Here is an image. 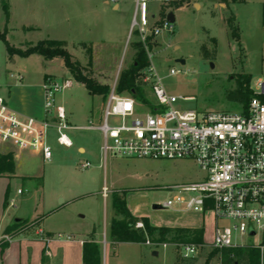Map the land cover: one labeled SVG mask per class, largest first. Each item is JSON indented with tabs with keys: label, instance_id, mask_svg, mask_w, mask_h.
<instances>
[{
	"label": "rangeland",
	"instance_id": "374dc122",
	"mask_svg": "<svg viewBox=\"0 0 264 264\" xmlns=\"http://www.w3.org/2000/svg\"><path fill=\"white\" fill-rule=\"evenodd\" d=\"M161 1L153 0L149 4V15H154L156 21L161 15ZM4 3L9 5L12 13L14 30L9 41L15 48L24 50L45 40L65 41L72 61L81 64L84 74L109 88L137 58L139 49L136 45L125 49L135 15V0H121L119 10H114L112 5L86 0H0V27L5 21ZM172 12L176 19L174 33L160 38L151 55L165 89L180 98H194L179 101V107L199 112H239L240 106L228 102L226 94L236 89L242 75L251 77L250 86L255 93L264 91L261 86L264 84V0H239L237 3L233 0L227 3L181 0ZM232 15L236 18L233 24L238 28L240 41L232 37L228 27ZM82 44L92 50L91 64ZM203 46L210 55L216 53L215 58L206 59ZM57 60L63 65L57 61L43 62L36 56L11 59L0 42V84L15 83L16 79L21 80L20 76L27 82H39L45 75L55 77L59 82L70 79L73 86L57 94V105L72 113V122L69 120L72 127H88L90 120L97 123L106 107L105 97L91 96L84 85L75 81L64 60ZM172 69L179 73L171 76ZM145 90L149 91V88ZM72 135L78 145L86 147L85 155L77 153V146L69 150L60 147L52 132L50 144L54 157L51 162L36 157L29 168L24 166V159L19 162L21 174L36 179L16 182L15 193L18 187L24 191V196L16 199V207H20L23 200L25 220L19 226L14 227V223L10 233L38 224L46 218L45 210L53 215L49 220L52 225L72 226L79 232H86L94 224L100 225L103 232L105 223L109 231L112 219H123L112 208V196L116 192L124 195L132 208L151 210L152 220L157 224L169 225L179 219L178 214H184L188 226L199 224L196 214L153 210L154 205L163 204L174 196L166 188L205 178V173L193 161L110 157L103 164L100 131H73ZM12 148V144H0V153ZM83 161L90 162L92 167L81 169ZM39 177L42 179H37ZM23 182L26 183L23 185ZM105 187L110 191L106 200L102 196ZM35 208L44 216L33 220L30 215ZM139 223L142 222L136 223L135 230L146 238V243L140 246L147 251L141 253L135 245L124 246L121 251L124 263L221 264V252L206 245L212 240L210 216L207 217L205 245L197 244V255L190 259L181 254L180 244L185 243H153L159 238L158 234L151 239L144 228L137 226ZM101 240L100 248L104 250L109 244L108 236H102Z\"/></svg>",
	"mask_w": 264,
	"mask_h": 264
},
{
	"label": "built area",
	"instance_id": "2783aa9c",
	"mask_svg": "<svg viewBox=\"0 0 264 264\" xmlns=\"http://www.w3.org/2000/svg\"><path fill=\"white\" fill-rule=\"evenodd\" d=\"M86 1L112 5L119 10L121 0ZM152 1L135 0V15L125 49L139 44L147 53L149 66L139 72L137 84L149 88L154 103L148 107L128 94L119 93L120 77L110 86L102 115L97 123L90 120L87 127L102 134L101 162L105 164L110 157L193 161L205 178L166 188L174 196L157 205L176 213L211 214L212 240L206 245L220 252L252 248L259 252V264H264V103L253 98L248 108L240 106L239 112H199L179 107V101L194 98H180L165 89L152 63L151 50L160 38L174 33L176 19L171 22L168 16L181 0H162L157 21L154 15H149ZM178 73L170 70L171 76ZM72 86L70 79L62 82L45 79L43 119L15 112L0 93V144L34 152L44 162H51L54 157L52 132L59 146L71 148L68 114L65 107L57 105L56 96ZM261 86L264 90V84ZM91 167L88 161L80 163L81 169ZM109 194L105 187L103 198L106 200ZM137 226L144 228L142 223ZM196 245L180 244L183 258L196 256Z\"/></svg>",
	"mask_w": 264,
	"mask_h": 264
},
{
	"label": "crops",
	"instance_id": "0c3cea01",
	"mask_svg": "<svg viewBox=\"0 0 264 264\" xmlns=\"http://www.w3.org/2000/svg\"><path fill=\"white\" fill-rule=\"evenodd\" d=\"M197 4H199V2ZM197 4L194 5L197 6ZM10 14V21L7 26L8 41L10 40V35L14 30L12 27V13L10 12ZM4 28L5 21L3 23V26L0 27V30H3ZM34 56H36L41 61L46 62L44 58L38 55H33L30 57ZM52 61L59 62L57 59H54ZM59 63L60 65H63V62ZM46 76L48 75H45L43 77V80L39 82H27L22 76H20V81H17L16 79L15 83H10L8 85L0 84V93L7 98L9 105H11L13 109L22 113L21 115L43 119L45 116L43 107V83ZM53 78L55 79V77ZM67 114L70 122H72V113L67 111ZM81 130L92 131V129H88L87 127L77 128L71 126L68 134L73 142V146L71 148H65L62 146L60 147L69 150L77 146V153L85 155L87 153L86 147L78 145L72 135L73 131ZM8 153L14 154L16 169L14 175H6L0 178V264H84V242L93 239L100 246L102 244V236H105L106 238L108 236L109 242L108 246H106L104 250L100 248L102 264H126L123 262V260H121V251L122 248L126 245H135L139 247L141 253L147 251L138 244L115 242L111 236V223L109 226V231L106 230L104 223L103 232L100 225L97 226L94 224L91 225L90 229L86 232H79L78 229H75L72 226L64 227L52 225L49 223V220L53 215L48 210H45L47 214L46 218H43V220H41V222H39L38 224H34L32 227H25L18 232L10 233L9 229L13 226L14 223L22 222L25 220V215L23 213L24 208L22 207L24 204L23 200H21V202L19 201L20 207H16V199H19L20 196H24V191H22L20 187L17 188V191L15 193L14 188L16 186V182L20 181V179L24 181H28L29 179H36L31 175H22V168H20L19 162L23 161L22 159H24V166L26 168H29V165H34L33 159H35L36 157L41 159V157L34 152L19 151L15 147L8 150L4 154ZM26 153H28V155L25 156ZM37 179L41 180L42 178L39 177ZM25 183L26 182H23V185ZM127 205L134 217L149 219L150 224L153 227L204 229L206 236V230L208 228L207 217L210 216L212 220L213 230L214 219L211 214H208L207 216L197 214L196 217L199 219V224L195 226L186 225L184 222V214L178 213L177 214L180 215L179 219L175 220L169 225H161L155 223L152 220L153 214L147 207L142 210L137 207L134 209L130 206V204ZM39 216L44 215H40L39 209L35 208L30 215V218L34 220Z\"/></svg>",
	"mask_w": 264,
	"mask_h": 264
},
{
	"label": "trees",
	"instance_id": "16d2710c",
	"mask_svg": "<svg viewBox=\"0 0 264 264\" xmlns=\"http://www.w3.org/2000/svg\"><path fill=\"white\" fill-rule=\"evenodd\" d=\"M238 1L239 0H233L234 3H237ZM221 2L227 3L228 0H221ZM179 5L180 3L176 4V7ZM3 12L5 16V28L0 30V42L5 45L7 53L11 59L15 56L28 58L33 55L43 57L46 61L62 59L65 62V67L75 81L84 85L91 96L105 97L107 95L109 86L100 84L87 74H84V69L81 67V64L72 61V56L67 50L66 42L45 40L39 42L35 46H30L25 50L17 49L12 46L7 39V26L11 14L9 5L6 3L3 4ZM235 21L236 18L232 15L228 20V27L232 37L236 41H240L238 28L233 24ZM81 46L87 50L90 59L89 64H91L92 50L87 48L85 44H82ZM136 47L139 49L136 54L137 58L128 70L121 73L118 83V92L121 94H128L140 103L152 107L154 100L151 98L150 91H146L142 85L137 84L139 72L149 66L148 55L139 44H137ZM202 50L206 59L215 58L216 53L210 55L205 46L202 47ZM47 78L48 76L45 77V79ZM250 82V76H240L237 80L236 89L227 92L226 100L238 104L244 108V110L248 108L253 98H259L261 102L264 103V94L257 95L251 88ZM15 169L16 163L14 154L0 153V178L6 175H14ZM112 208L118 215L123 217L122 220L112 219L111 222V236L117 243L145 244L146 238L135 230L136 223L139 221L143 223L144 231L151 239L155 238L156 233L158 234L159 238L153 240V243H204V229L153 227L150 224L149 219L134 217L128 208L125 196L117 192L112 196ZM21 223L22 222H17L14 227L21 225ZM10 231L11 228L9 229V232ZM221 255V264H259V252L252 248L225 249L221 251ZM83 261L84 264H102L100 246L93 239L86 241L83 244Z\"/></svg>",
	"mask_w": 264,
	"mask_h": 264
},
{
	"label": "water",
	"instance_id": "95a60500",
	"mask_svg": "<svg viewBox=\"0 0 264 264\" xmlns=\"http://www.w3.org/2000/svg\"><path fill=\"white\" fill-rule=\"evenodd\" d=\"M169 20L171 22H175V15L173 13H170L169 16H168ZM178 62L184 64L185 62L183 60H178ZM61 202H63V200L61 199ZM153 210H162L161 206L159 205H154L153 206ZM154 255L156 256L157 253H154Z\"/></svg>",
	"mask_w": 264,
	"mask_h": 264
}]
</instances>
